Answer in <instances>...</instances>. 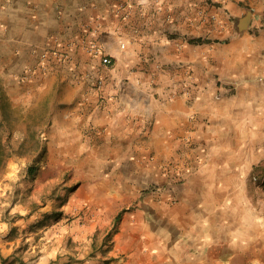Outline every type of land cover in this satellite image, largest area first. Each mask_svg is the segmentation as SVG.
I'll list each match as a JSON object with an SVG mask.
<instances>
[{"label": "crops", "instance_id": "0c3cea01", "mask_svg": "<svg viewBox=\"0 0 264 264\" xmlns=\"http://www.w3.org/2000/svg\"><path fill=\"white\" fill-rule=\"evenodd\" d=\"M54 37L75 42L70 59L51 57L48 72L25 76ZM94 38L113 66L87 52ZM256 67L264 70V0H0V77L12 101L53 92L52 142L92 149L113 168L110 180L141 182L117 183L115 195L181 171L172 203L164 195L140 203L153 214L156 244L177 236L206 244L223 181L239 187L237 120L249 111Z\"/></svg>", "mask_w": 264, "mask_h": 264}, {"label": "rangeland", "instance_id": "374dc122", "mask_svg": "<svg viewBox=\"0 0 264 264\" xmlns=\"http://www.w3.org/2000/svg\"><path fill=\"white\" fill-rule=\"evenodd\" d=\"M54 39L68 50L75 44ZM256 69L247 77L249 111L237 120L235 150L245 157L239 187L223 181L229 186L216 196L206 244L185 236L151 242L153 214L138 211L163 195L172 203L168 193L181 171L165 184L148 180L138 193L115 195L113 186L141 182L110 180L113 168L93 160L92 149L52 142L53 92L12 101L0 77V264H264V70Z\"/></svg>", "mask_w": 264, "mask_h": 264}, {"label": "built area", "instance_id": "2783aa9c", "mask_svg": "<svg viewBox=\"0 0 264 264\" xmlns=\"http://www.w3.org/2000/svg\"><path fill=\"white\" fill-rule=\"evenodd\" d=\"M84 43H85L84 45L85 49L92 57L100 58L101 63L104 66H108V67L113 66L114 64L113 59L110 56H106L103 53L102 47L98 44L95 38L85 40ZM69 51L70 50L62 46V44L59 42L58 39L52 40V45H50V47H47L39 54L38 61L34 65L28 67L27 70L25 71V74L27 76H32L37 72H46L48 69L47 63L51 60V57L57 60L66 61L70 59ZM99 86H102L101 81L99 82Z\"/></svg>", "mask_w": 264, "mask_h": 264}, {"label": "water", "instance_id": "95a60500", "mask_svg": "<svg viewBox=\"0 0 264 264\" xmlns=\"http://www.w3.org/2000/svg\"><path fill=\"white\" fill-rule=\"evenodd\" d=\"M250 22V13L240 20L239 29L242 31L248 27Z\"/></svg>", "mask_w": 264, "mask_h": 264}, {"label": "trees", "instance_id": "16d2710c", "mask_svg": "<svg viewBox=\"0 0 264 264\" xmlns=\"http://www.w3.org/2000/svg\"><path fill=\"white\" fill-rule=\"evenodd\" d=\"M2 159H3L2 158V152L0 151V162L2 161ZM121 215H122V212H119L116 215L115 219H114L115 220V223H114V228H113L114 229V232L113 233H116V231H117L116 228H115V225L121 220ZM5 260L6 259H4V262H5Z\"/></svg>", "mask_w": 264, "mask_h": 264}]
</instances>
